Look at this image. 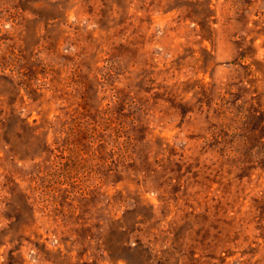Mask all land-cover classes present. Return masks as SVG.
Wrapping results in <instances>:
<instances>
[{
	"label": "rangeland",
	"instance_id": "1",
	"mask_svg": "<svg viewBox=\"0 0 264 264\" xmlns=\"http://www.w3.org/2000/svg\"><path fill=\"white\" fill-rule=\"evenodd\" d=\"M0 264H264V0H0Z\"/></svg>",
	"mask_w": 264,
	"mask_h": 264
}]
</instances>
